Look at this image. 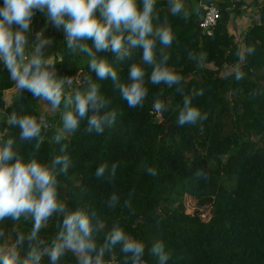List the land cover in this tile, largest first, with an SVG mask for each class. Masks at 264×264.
<instances>
[{"label": "trees", "instance_id": "trees-1", "mask_svg": "<svg viewBox=\"0 0 264 264\" xmlns=\"http://www.w3.org/2000/svg\"><path fill=\"white\" fill-rule=\"evenodd\" d=\"M204 1L214 3L222 15L210 34L199 24L203 8L198 0H184V12L175 16L169 13L167 0H157L156 23L167 22L175 34L172 45L165 49L170 55L168 64L183 80L169 88L147 83L146 76L148 95L143 107L130 108L111 80H97L88 67V57L67 49L62 29L46 28L51 40L46 54L52 56L57 72L69 79L80 76L72 92L86 86L87 77L99 85L100 93L109 100V110L118 114L115 124L102 135L87 133L83 120L79 130L62 141L69 145L71 167L66 176L59 177L60 198L69 210L81 206L95 210L105 233L119 226L142 240L146 245L142 264H158L149 253L156 241H163L170 253L167 264H264V3L258 8L259 19L245 36L247 47L255 51L246 55L240 66L245 76L237 81L236 68L231 75L221 73L224 64L239 65V47L227 31L226 7L231 1ZM36 15L38 32L47 22L42 13ZM142 51L135 49L130 58L115 65L121 82H127L130 66ZM190 52L206 57L204 67L189 59ZM97 55L113 58L110 52ZM147 73L150 75L151 68ZM13 85L8 70L1 66L0 107L6 118L0 120V136L18 137L19 129L7 123L13 111L36 117L45 114L52 119L53 129L44 136L38 155L42 161H50L60 154L53 137L62 126L63 111L58 113L59 109L53 110L26 91L16 92L6 102L3 93ZM177 87L183 91L178 92ZM194 89H203L202 96L193 98V105L207 113V119L180 127L176 120L183 98ZM157 98L168 105L166 111L154 110ZM20 150L25 155L32 152L33 142L21 143ZM105 162L118 164L113 180L94 174ZM146 167L157 174H147ZM113 192L121 199L116 208L109 209L106 201ZM185 195L195 199L193 212L186 211ZM126 200L130 207L124 206ZM203 208L210 210L208 219L201 216ZM61 221L62 216L52 217L41 229V237L51 242ZM31 223L6 219L3 226L14 238L17 230L26 232ZM26 251L27 242L21 254ZM106 258L108 264H121L119 246ZM43 264H48L47 257ZM63 264H78L77 257L69 253Z\"/></svg>", "mask_w": 264, "mask_h": 264}, {"label": "clouds", "instance_id": "clouds-1", "mask_svg": "<svg viewBox=\"0 0 264 264\" xmlns=\"http://www.w3.org/2000/svg\"><path fill=\"white\" fill-rule=\"evenodd\" d=\"M157 0H3L0 5V62L8 70L20 95L29 92L36 99L45 101L53 110L63 105L62 126L53 137L60 145L58 155L50 161H42L38 153L44 143L45 132L51 127L46 116L18 115L13 111L8 117L9 127L19 129L18 137L0 136V264H63L72 253L78 264H108L106 257L119 246L123 256L121 264H140L146 245L114 226L104 232L105 225L95 210L81 206L69 210L60 198L59 177L67 175L71 167L68 143H62L79 130L86 120L85 131L102 135L105 128L115 124L117 112L109 110V100L100 93L97 83L85 77V85L74 92L66 91L71 83L68 77H59L54 61L47 50L51 40L46 35L47 25L63 30L67 49L83 53L88 57V67L99 81L111 80L114 89L130 108L143 107L148 95L147 83L165 84L169 88L180 85L183 77L169 66V48L175 34L170 24L156 23ZM169 13L173 16L185 10L184 0H167ZM37 12L44 15L46 27L34 34L32 21ZM203 15V14H202ZM91 42V43H89ZM142 48V56L131 64L127 82H121L115 65L130 58L135 49ZM253 47L238 50L239 65L235 69V80L244 78L242 66L246 55L254 53ZM110 52L112 59L97 55ZM159 57V59H158ZM189 59L198 67H204L206 57L189 53ZM147 68H151L150 75ZM232 73L230 72L229 75ZM177 91H183L177 87ZM203 89L185 95L176 123L178 126L195 125L207 119L193 98L202 96ZM156 112L166 111L168 105L159 98L154 101ZM89 112L91 115L89 116ZM33 142V150L27 155L20 150L21 143ZM117 163L107 162L95 170L97 178L113 180ZM147 174L155 176L156 170L146 167ZM120 195L113 192L106 206L114 209L120 203ZM130 207V201L124 202ZM54 216H62L55 238H42L40 233ZM31 221V228L16 231L13 238L4 228L3 222ZM103 234V235H102ZM27 242L26 254L21 251ZM149 253L158 259V264H167L170 253L163 241H156Z\"/></svg>", "mask_w": 264, "mask_h": 264}, {"label": "crops", "instance_id": "crops-1", "mask_svg": "<svg viewBox=\"0 0 264 264\" xmlns=\"http://www.w3.org/2000/svg\"><path fill=\"white\" fill-rule=\"evenodd\" d=\"M204 0H198V2ZM230 4L226 9L229 11L227 31L232 35L233 41L238 45L239 50L247 47L245 36L254 21L259 19L258 8L264 0H229ZM238 3V5H235Z\"/></svg>", "mask_w": 264, "mask_h": 264}, {"label": "rangeland", "instance_id": "rangeland-1", "mask_svg": "<svg viewBox=\"0 0 264 264\" xmlns=\"http://www.w3.org/2000/svg\"><path fill=\"white\" fill-rule=\"evenodd\" d=\"M36 16L37 15L34 16L33 21H32V25H31L32 32H33V37H34V34L36 33V23H35ZM77 55H79V56H86L83 53H78ZM49 58L52 60V56H49ZM84 58H87V57H84ZM1 66H3L2 62H0V67ZM234 68H236V66H234L233 64H229V63L228 64H224L223 67H222L221 73L222 74L229 73V72L233 71ZM56 73H57V75L59 77H61L60 73H58L57 70H56ZM70 80H71V83L66 86L67 92H69V93H71L74 90L75 86L80 82V76H79V74L76 75V76H74L73 78H70ZM16 92H18V91H17V89L15 87V84H14L12 86V88L7 89V90L4 91L2 97L5 99L6 102H9L14 97V95H15ZM63 110H64L63 109V105H61V107L58 110V113H60V111H63ZM5 118H6V114L3 111V109L0 107V120L1 119H5ZM48 118H50V117H48ZM183 201L185 203L186 211L193 212L196 209L197 206H196V203H195V199L194 198L189 197V195H185V196H183ZM202 211H203L202 212V215H201L202 218L203 219H208V217L210 215V210H208L207 208H203ZM140 264H142V263H140Z\"/></svg>", "mask_w": 264, "mask_h": 264}, {"label": "built area", "instance_id": "built-area-1", "mask_svg": "<svg viewBox=\"0 0 264 264\" xmlns=\"http://www.w3.org/2000/svg\"><path fill=\"white\" fill-rule=\"evenodd\" d=\"M199 4L202 5L203 8V15L199 24L203 31L210 34L221 14L218 7L212 2L200 1Z\"/></svg>", "mask_w": 264, "mask_h": 264}, {"label": "water", "instance_id": "water-1", "mask_svg": "<svg viewBox=\"0 0 264 264\" xmlns=\"http://www.w3.org/2000/svg\"><path fill=\"white\" fill-rule=\"evenodd\" d=\"M200 17H202V14H200ZM238 64H239V60H238ZM40 116H46V115L45 114H41ZM47 119L49 120V124L51 125V127L45 132V135H47L53 129L52 119L51 118H48V117H47Z\"/></svg>", "mask_w": 264, "mask_h": 264}]
</instances>
